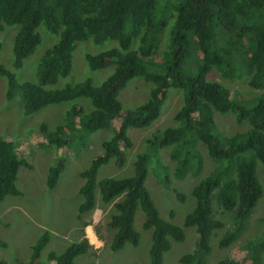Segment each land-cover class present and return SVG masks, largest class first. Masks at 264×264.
Segmentation results:
<instances>
[{
	"label": "trees",
	"instance_id": "1",
	"mask_svg": "<svg viewBox=\"0 0 264 264\" xmlns=\"http://www.w3.org/2000/svg\"><path fill=\"white\" fill-rule=\"evenodd\" d=\"M259 11L262 13L258 14ZM263 18L264 0H174L168 6L162 5L160 0H0V30L19 25L13 48L15 68H21L24 60L36 51L41 42L40 27L58 36L40 59L37 82L19 83L11 70L0 64V75L8 79L7 97L11 99L15 90L20 89L27 113L50 104L88 98L94 107L92 111L85 113L81 105H73L68 116L74 124L96 131L108 128L121 115L119 93L131 80L142 77L153 84L147 101L123 116L112 139L103 143L102 152L81 172L85 182L80 187L84 198L80 213L96 208L97 186H100L102 200L113 204L114 212L108 220V226L116 231L111 243L113 250L127 242L139 243L140 233L135 228L139 206L145 213L144 229L153 231L152 264H162L172 243L185 238L184 228L164 219L153 200L146 185V155L136 160L133 176L97 181L99 169L111 159L124 164L125 151L133 146L129 128L152 125L161 116L171 88L183 92V104L175 115L177 125L158 132L154 140L157 139L160 148L175 146L171 156L177 160L175 174L180 177L196 168L197 163L198 175L201 173L204 156L200 143L215 162V167L193 190L197 204L187 215L185 225L196 226L199 247L196 252L183 256L182 261L207 264L201 252L211 250L214 231L225 227V222L217 216L220 210L232 213V224L222 236L220 247H230L241 238L253 209L264 195L256 166L258 160L264 164V98H258L250 106L239 104L230 88L209 80L208 75L216 68L224 78L241 79L249 75V84L254 89L264 85ZM169 21L174 22V29L168 49L153 64L150 57L157 55L159 48L155 41ZM88 39L96 43L117 40L120 47L96 55L87 54L92 68H103L110 61L116 64L115 71L101 85L87 79L62 89H48L47 86L56 84L60 77L70 74L78 42ZM135 39L139 40V45L133 49ZM191 59L196 61V73L185 67ZM230 110L237 113L238 123L248 121L250 127L245 133L220 137L215 133L214 113ZM64 128V125L58 126L49 132L46 141L63 149L68 143L60 136ZM42 130L48 129L43 125ZM22 166L33 168L19 154L12 140L0 137V203L8 195L22 193L17 185ZM63 166V161L59 160L50 167L49 188L57 185ZM48 240L45 233L33 245L30 264L38 262ZM91 248L88 239L75 242L61 254L51 252L50 264H74L77 256ZM248 260L238 263L230 257L219 264L255 263L253 257ZM0 264L6 262L0 261Z\"/></svg>",
	"mask_w": 264,
	"mask_h": 264
},
{
	"label": "rangeland",
	"instance_id": "2",
	"mask_svg": "<svg viewBox=\"0 0 264 264\" xmlns=\"http://www.w3.org/2000/svg\"><path fill=\"white\" fill-rule=\"evenodd\" d=\"M160 1L162 5L168 6L174 0ZM160 18L164 19V15L160 14ZM257 20L262 21L260 18ZM173 29L174 22L171 24V21L167 27H163V33L161 32L155 41L159 46L157 55L150 57L153 64L156 58H161L166 53ZM18 31L19 25L7 26L0 30V64L10 69L19 83L37 82L40 59L58 40V36L49 32L46 27H40L41 42L36 51L24 60L21 68H15L13 48ZM244 40L246 41V38ZM138 45L139 40L135 39L132 48H137ZM115 47H120L115 39H108L103 43H96L93 39L78 42L73 52V68L70 74L60 77L56 84L47 88L62 89L87 79H91L95 85H101L115 71L116 64L108 61L103 68H92L87 54L96 55ZM199 55H202L201 51ZM185 67L189 71L191 68L193 73L197 71L194 59L189 60ZM208 79L219 81L230 88L234 100L239 104L250 106L258 98H264V85L259 89L252 88L249 75L245 74L241 79H229L224 78L220 71L214 68ZM152 85L142 77H135L119 93L122 102L121 115L115 118L108 128L90 131L79 123L74 124L68 116V110L73 105H81L85 113L92 111L94 107L90 99L80 97L27 113L21 90L17 88L13 97L8 98V79L0 75V137L12 140L19 154L33 165V168H20L17 185L22 193L8 195L0 203V261H5L6 264H30L33 245L43 234L48 233V243L36 264H50L51 252L61 254L71 244L83 239H88L92 248L89 252L77 256L74 264H152L150 250L153 231L144 229L145 213L140 206L135 216V228L140 233V241L137 245L127 242L118 250L111 247L116 231L108 226L114 207L112 203L102 200L100 186L96 188V208L85 213L79 211V206L84 200L80 187L85 182L81 172L88 169L93 159L102 152L103 143L112 139L122 123L123 116L147 101ZM182 104V90L171 88L162 106L161 116L152 125L145 128H129L133 146L125 151L124 164L119 165L113 158L99 169L97 176L98 182L107 177H131L135 174V162L138 157L146 155V185L161 216L182 226L185 231L184 240L174 241L171 248L165 252L162 264H188L182 261L183 256L197 251V228L186 226L185 221L197 204L193 194L195 186L215 167V162L209 156L205 145L200 143L199 149L204 156L201 173L198 175L197 163L196 168L180 177L175 174L177 160L171 156L175 146L160 148L157 139L154 140L158 132L177 125L175 115ZM236 117L234 110L215 112V133L224 137L248 131L249 122L238 123ZM43 125L48 129L45 132L42 130ZM63 125L65 128L60 136L68 140V143L62 149L49 144L46 139L49 132ZM59 160L63 161L64 166L57 185L51 189L47 185L49 169ZM256 166L264 189V164L258 160ZM179 193L185 198L181 199ZM231 214L223 210L218 212L217 216L225 222V227L214 231L210 239L211 250L202 251L201 256L207 264H219L221 260L230 257L238 263L253 257L254 264H264V195L253 209L241 238L230 247L223 248L219 242L232 224ZM249 244L250 247H247Z\"/></svg>",
	"mask_w": 264,
	"mask_h": 264
}]
</instances>
